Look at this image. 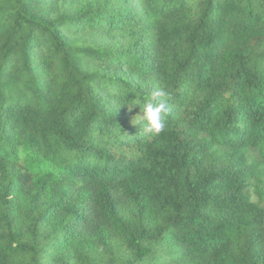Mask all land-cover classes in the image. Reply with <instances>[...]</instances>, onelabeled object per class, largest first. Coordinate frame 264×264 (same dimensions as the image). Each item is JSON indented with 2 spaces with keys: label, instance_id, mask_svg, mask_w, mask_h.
Instances as JSON below:
<instances>
[{
  "label": "trees",
  "instance_id": "1",
  "mask_svg": "<svg viewBox=\"0 0 264 264\" xmlns=\"http://www.w3.org/2000/svg\"><path fill=\"white\" fill-rule=\"evenodd\" d=\"M0 264H264V0H0Z\"/></svg>",
  "mask_w": 264,
  "mask_h": 264
},
{
  "label": "clouds",
  "instance_id": "2",
  "mask_svg": "<svg viewBox=\"0 0 264 264\" xmlns=\"http://www.w3.org/2000/svg\"><path fill=\"white\" fill-rule=\"evenodd\" d=\"M165 95L162 91H154L151 94L150 99H146L143 108L142 115L136 117L135 122L144 121L147 123V130L154 135L162 132L166 127L165 113L167 108L162 100H158V97Z\"/></svg>",
  "mask_w": 264,
  "mask_h": 264
}]
</instances>
